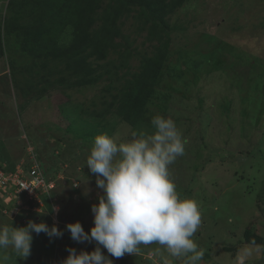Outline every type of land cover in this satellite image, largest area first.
I'll use <instances>...</instances> for the list:
<instances>
[{"label":"rangeland","instance_id":"rangeland-1","mask_svg":"<svg viewBox=\"0 0 264 264\" xmlns=\"http://www.w3.org/2000/svg\"><path fill=\"white\" fill-rule=\"evenodd\" d=\"M37 2L0 0V158L10 161L19 156L23 137H30L41 163L55 174L61 200L55 201V211L46 220L36 215L44 202L29 205L23 193L17 197L7 187L0 190V224L24 227L29 221L43 222L57 226L63 235L50 238L33 232L30 255L17 257L11 248L0 251V257H7L4 264H62L68 248L91 252L97 246L95 241L72 240L66 227L79 221L90 232L91 207L103 194L86 165L96 134L79 133L72 119L97 116L103 98L109 99L103 88L114 81L121 63L114 53L98 62L89 57L93 71L88 79L97 80L77 85L84 78L66 68L67 58L24 54L20 40L34 23ZM9 6L14 11L11 17ZM6 19L18 27L20 40L6 37ZM168 21L169 44L138 131L151 133V118L158 113L176 122L187 143L170 172L177 191L200 205L202 223L193 239L200 241L203 251L211 247L200 264H236L248 245L243 240L245 229L264 240V0H183ZM137 26L132 15L121 23L123 36L134 40L128 43L139 50L126 62L128 67L118 71L128 70L129 76L140 70L141 54H152L154 49L144 32L136 33ZM24 58L34 63L31 74L25 72L29 65L21 69ZM62 78L70 84L60 83ZM116 125L109 136L131 139L129 124ZM204 145L203 156L195 159V149ZM212 145L226 147L225 157L215 152L207 158ZM192 160L196 165L190 167ZM101 251L113 264H183V258L170 257L156 244L141 245L138 253L121 258L112 257L102 246ZM246 264H264V251L254 253Z\"/></svg>","mask_w":264,"mask_h":264},{"label":"clouds","instance_id":"clouds-1","mask_svg":"<svg viewBox=\"0 0 264 264\" xmlns=\"http://www.w3.org/2000/svg\"><path fill=\"white\" fill-rule=\"evenodd\" d=\"M153 131H133L131 139L101 133L93 138L86 165L96 176V185L103 190L93 204L94 226L85 232L77 221L66 225L71 239L96 242L93 251L68 248L62 264H113L101 251L112 257L136 254L140 246L156 244L170 257L183 264H200L204 251L193 237L202 223L199 203L182 196L171 177L170 166L185 154L187 140L171 117L156 114L151 118ZM44 232L50 238L61 237L57 226L29 221L24 227L0 224V251L11 248L20 258L31 253L32 233ZM264 248L254 243L245 245L236 264ZM7 257H0L4 264Z\"/></svg>","mask_w":264,"mask_h":264},{"label":"trees","instance_id":"trees-1","mask_svg":"<svg viewBox=\"0 0 264 264\" xmlns=\"http://www.w3.org/2000/svg\"><path fill=\"white\" fill-rule=\"evenodd\" d=\"M182 2L183 0H38L37 14L28 36L25 37L23 34L24 39L20 40L21 33L18 32V27L13 26L8 19L5 21L4 31L6 37L13 36L23 42L20 43V48L24 54L44 56L51 53L59 55L64 61L67 58L69 65L66 68L72 69L71 71L75 70L77 76L84 78L78 79L75 83L77 85L91 84L97 79H88L93 71L90 68L91 63L87 62L89 57L98 62L104 59L107 54L114 53L121 60L120 69L127 68L128 66L125 67L126 62L131 57L138 55L137 51L139 50L128 43V41L134 42V40L128 39L127 35L125 38L121 29V23L125 16H136L138 20L136 33H145L147 36L145 39L150 40L153 44L152 54L149 52L141 54L138 64L140 70L134 72V76H129L128 70L123 69L119 73V69H116L114 81L103 88V92L109 95V99L103 98L102 109L96 113L97 116L94 119L75 117L72 119V123L77 127L79 133L82 132L85 135L101 133L110 135L111 130L117 126L116 124L122 121L129 124L133 131H138L142 125L140 117L151 96V86L161 70L169 44L168 18ZM8 9V13L11 12L9 17H11L14 11L10 9V6ZM33 64V61L28 62V59L24 58L21 62V69L23 70L29 65L25 72L31 74ZM96 65L101 64L96 63ZM53 73L57 72L53 71ZM117 80H121V83L117 84L115 82ZM59 82L70 84L63 78L59 79ZM29 138L23 137L24 142L21 145L19 156L13 159L9 157L10 161H7L5 157L4 159L0 158V168L5 172L13 171L15 166L25 159L22 167L27 172L30 165L27 146L33 147L45 179L55 181V187L51 190L50 195H42V201L45 204L42 211L36 213L40 218L50 220L54 213L55 201L59 204V200H61L56 191L55 174L50 173L49 169L46 170V164L41 163L42 157L37 144ZM197 148L195 149V159L201 158L207 147L204 145ZM248 150L250 152V149ZM227 151L226 147L212 145L207 158L213 156L215 152L224 158ZM190 163V167L196 165L195 160ZM208 237L210 238V235ZM243 240L246 244L254 243L257 246H263L262 242L264 243V240L250 229L243 231ZM196 243L198 244L200 241L198 240ZM198 246L202 249L201 243ZM210 248L206 247L204 251L206 256L210 255ZM159 260L164 259L160 256ZM147 262L151 263L150 259Z\"/></svg>","mask_w":264,"mask_h":264},{"label":"built area","instance_id":"built-area-1","mask_svg":"<svg viewBox=\"0 0 264 264\" xmlns=\"http://www.w3.org/2000/svg\"><path fill=\"white\" fill-rule=\"evenodd\" d=\"M27 154L30 163L27 172L22 167L25 159H22L13 171L5 172L0 168V190L6 191L5 188L8 187L16 192L17 197L23 193V199L29 205L33 203L41 206L43 204L42 195H50L51 190L55 187V181L53 179H45L38 163L37 155L30 145L27 146Z\"/></svg>","mask_w":264,"mask_h":264}]
</instances>
